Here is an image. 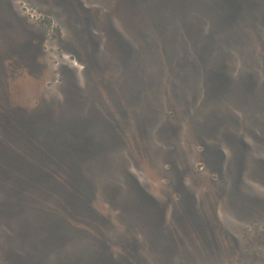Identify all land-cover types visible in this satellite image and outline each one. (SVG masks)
Returning a JSON list of instances; mask_svg holds the SVG:
<instances>
[{
	"label": "rangeland",
	"instance_id": "rangeland-1",
	"mask_svg": "<svg viewBox=\"0 0 264 264\" xmlns=\"http://www.w3.org/2000/svg\"><path fill=\"white\" fill-rule=\"evenodd\" d=\"M0 264H264V0H0Z\"/></svg>",
	"mask_w": 264,
	"mask_h": 264
},
{
	"label": "trees",
	"instance_id": "trees-1",
	"mask_svg": "<svg viewBox=\"0 0 264 264\" xmlns=\"http://www.w3.org/2000/svg\"><path fill=\"white\" fill-rule=\"evenodd\" d=\"M255 60L249 59L247 60V63H254ZM254 77L251 75L250 78L247 77L246 80H248L249 83L254 82ZM82 135H70L71 140H77L82 138ZM91 140H95L94 137H91ZM75 156L80 158V156L82 157H90L91 155H86V154H76ZM74 156V157H75ZM73 157V158H74ZM79 162L76 163H72L70 164V166H67L65 168V173L64 175L68 174V178L66 179V176L62 177L61 181L60 179H58L57 181L55 180H51L54 181V184H50L51 187H53L56 191L58 190L57 186L59 188H61L62 190H64L65 192H67L65 194V198H63L61 196V198L64 199V203L57 199V204L56 206H52V205H47V207L45 209H43L42 214H59V215H64V216H68L67 213H71L74 214L76 213H86L90 215H95V212L92 208V206L90 205V201L88 202V200L91 198V195L93 193H95V183L93 182V180L91 179V177L85 176L83 174V168L85 166V164L81 163L78 164ZM103 169L105 174H107V172L109 171L110 168V164L108 163H104L103 164ZM33 172H37L39 173L38 177H34V184L38 185L42 188L45 189L47 187L41 185V183H47V181L45 179H47L48 177H51V173L48 172L46 169H44L42 166L38 165V164H34L33 165ZM110 172V171H109ZM45 178V179H44ZM121 179L123 180V183H121ZM120 180H112L109 183H107L105 185L106 188H108L110 190V194L112 191V188L115 189H119L122 192H125L126 190H130L129 194L131 196V199H129V201L127 202V209L129 208H140L142 207V205L145 204H150V205H154L155 203L153 202L154 198L146 189V187H144V182L139 180L138 178H133L132 176H130V179L128 178H121ZM111 182H116L114 185H112ZM33 183H31L32 187L34 185ZM50 187V188H51ZM43 191V190H42ZM43 192H47V191H43ZM64 195V193L62 194ZM94 195V194H93ZM87 201V204H86ZM85 204V208L84 210L80 211L79 210V206H81L82 204ZM126 203V202H125ZM63 204V205H62ZM74 206V207H73ZM86 206H90V211H88V208ZM62 211V212H61ZM64 211V212H63ZM78 211V212H77ZM80 211V212H79ZM135 212H137L135 210ZM64 216H61V218H66Z\"/></svg>",
	"mask_w": 264,
	"mask_h": 264
}]
</instances>
